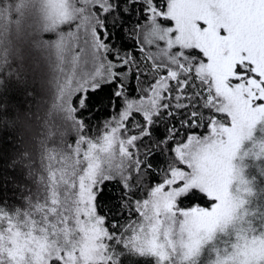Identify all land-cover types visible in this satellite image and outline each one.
<instances>
[{
    "label": "snow or ice",
    "instance_id": "obj_1",
    "mask_svg": "<svg viewBox=\"0 0 264 264\" xmlns=\"http://www.w3.org/2000/svg\"><path fill=\"white\" fill-rule=\"evenodd\" d=\"M30 76L0 264H264V0H0V94Z\"/></svg>",
    "mask_w": 264,
    "mask_h": 264
},
{
    "label": "trees",
    "instance_id": "obj_2",
    "mask_svg": "<svg viewBox=\"0 0 264 264\" xmlns=\"http://www.w3.org/2000/svg\"><path fill=\"white\" fill-rule=\"evenodd\" d=\"M116 42L131 44V41L116 40ZM29 88L33 95H26L25 92L16 86H10L0 94V170L7 177L8 182L0 190V195L10 203L20 201L23 185L18 189L12 183L14 178L19 180L22 172V165L17 163L15 169L11 167L12 160L18 159L20 153L25 149H31L33 138L37 133L43 134V127L38 117H44L46 110L51 106L52 93L42 88L39 82L32 83L29 77ZM105 119L100 114L98 119L93 120V125L101 123ZM161 133L164 129L161 127ZM168 153L156 155L154 162L158 167L164 168L168 162ZM31 186V185H29ZM105 204L111 206L116 203L119 190L115 185H109Z\"/></svg>",
    "mask_w": 264,
    "mask_h": 264
}]
</instances>
